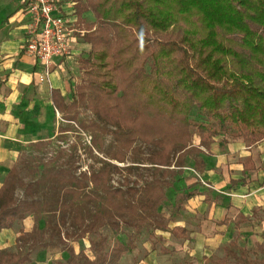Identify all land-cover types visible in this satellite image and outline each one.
<instances>
[{"label":"rangeland","instance_id":"374dc122","mask_svg":"<svg viewBox=\"0 0 264 264\" xmlns=\"http://www.w3.org/2000/svg\"><path fill=\"white\" fill-rule=\"evenodd\" d=\"M17 4L27 27L23 32L12 34L11 39L20 42L24 36L19 43L21 50L31 34L33 20L26 3L17 0ZM76 18L75 43L79 39L86 42L87 25L93 17L84 13ZM72 49L69 56L73 55ZM15 51L9 50L10 53ZM87 53L86 49H81L70 69L66 66L69 56L61 60L66 67L63 73H71L73 88L81 82L80 58ZM40 72L33 71L35 89L49 79L41 80ZM5 76V73L0 74V84L6 82ZM66 100H73V91ZM88 103L80 104L74 113L75 120L70 121L56 110L46 111L40 102L31 115L43 121L40 127L16 130L30 136L19 141L21 145L15 150L14 161H0V186L7 176L4 167H15L14 178L19 182L16 201L30 209L10 230L0 233V249L22 253L27 258L26 264H243L242 250H246L252 260L264 262V202L248 214L241 213L242 208L230 203L228 194L223 192L236 189L242 182L227 186L221 183L224 191L214 196L211 193L215 175L205 176L206 161L211 163L212 170L218 168L210 145L215 141L227 144L242 137L226 131L213 139L202 140L198 124L205 122V117L195 106L191 113L192 125L188 128L190 136L185 140L181 133L174 134L183 139L171 153L170 165L159 168L152 161L161 150L159 141L137 140L130 148L120 146L115 128L100 122ZM174 124L182 128L180 123ZM249 148L251 160L238 159L247 163L253 161L264 171V140ZM104 169H108L110 193L90 179L93 172ZM242 181L248 184L246 179ZM260 185L264 186V182ZM198 186L210 194L205 201L194 198L198 195L194 187ZM154 188L164 193L156 209L140 207L135 215H130L112 206L113 203L151 206ZM115 190H120V194L114 193ZM189 192L195 195L188 198ZM204 202L208 206L202 211L199 207ZM214 203L221 211L213 209ZM239 214L251 219L238 224ZM164 226L186 228L188 238L165 231ZM126 245H130L132 251L119 252Z\"/></svg>","mask_w":264,"mask_h":264},{"label":"trees","instance_id":"16d2710c","mask_svg":"<svg viewBox=\"0 0 264 264\" xmlns=\"http://www.w3.org/2000/svg\"><path fill=\"white\" fill-rule=\"evenodd\" d=\"M75 9L79 18L91 12L94 20L87 25L91 48L80 58L83 76L73 100L50 89L54 107L67 120H75V110L89 101L98 120L115 128L120 146L159 141L161 150L152 157L159 168L170 165L183 139L174 134L190 136L195 106L205 117L198 124L202 140L226 131L242 137L247 147L264 140V0H78ZM254 169L253 161H244V173ZM16 172L12 167L0 186V233L30 209L16 201ZM108 174L100 170L90 179L110 193ZM240 182L231 179L232 185ZM157 189L151 206H112L130 215L140 207L156 209L164 198ZM247 219L239 214L237 223ZM163 230L188 238L186 228ZM242 251L243 264H264ZM26 263L22 253L0 249V264Z\"/></svg>","mask_w":264,"mask_h":264},{"label":"crops","instance_id":"0c3cea01","mask_svg":"<svg viewBox=\"0 0 264 264\" xmlns=\"http://www.w3.org/2000/svg\"><path fill=\"white\" fill-rule=\"evenodd\" d=\"M77 1L72 0L71 2L77 3ZM17 5V0H0V74H6V82L0 84V161L2 159L14 161L16 158L15 150H17L18 145H21V142L30 136V134L23 135L20 132L22 130L30 131L32 127H40L41 123H43L42 120L31 117L32 110L39 106L40 102H43L46 111L51 113L53 109V111L56 110L60 113L54 107L50 98V89L52 87L59 88L65 98L69 95V92L71 94L73 91L70 83L71 73L68 75L63 73L66 69L65 63L61 62L63 57L55 58L52 72L46 82H42L37 89L32 86L33 71L38 73L44 67L32 56L22 53L19 49L21 47L19 43L23 42L24 36L21 37L20 42H15L11 39L12 34L23 32L27 27L26 20L17 10ZM87 13L93 17L90 20L93 21V14L91 12ZM76 42L73 44L75 46L72 49L73 55L66 58V66L69 69L73 68V59L76 58L81 49L89 51L91 48V45L82 39ZM11 49H16V51L10 53L9 50ZM6 67L8 68L6 69ZM35 93L37 96L34 95ZM1 126L5 128L2 130ZM20 128L22 130L18 131L19 133L16 132ZM248 149L250 148L246 147L242 138L227 144L215 141L210 145V150L215 153L214 161L218 163V168L214 167V170H212L211 163L205 160L207 163L205 176L209 178L212 176L211 174L215 175V177L212 176L215 186H213L214 191H212L211 195L215 196L223 192L224 188L222 187L231 183L232 178L236 180L246 179L248 181V184L243 183V181L236 189L223 192L228 194L230 203L242 208L240 212L244 214L250 213L253 207L260 206L264 202V186L260 185L261 182H264V171L258 169L259 166L256 164V169L244 173V162L238 159L239 157L251 156V151ZM11 168L10 166L4 167V171L8 174ZM216 169H218V172H216ZM221 183L224 185L222 186ZM194 189H198V195L194 198L198 201H205L208 195L207 189L199 186L194 187ZM207 206L208 204L204 202L203 206L199 208L204 211ZM221 207L222 209L225 208V206ZM213 209H216L217 212L221 211L220 206L218 204L216 206V203H214ZM212 212L214 211L212 210ZM26 230L28 231L27 228Z\"/></svg>","mask_w":264,"mask_h":264},{"label":"built area","instance_id":"2783aa9c","mask_svg":"<svg viewBox=\"0 0 264 264\" xmlns=\"http://www.w3.org/2000/svg\"><path fill=\"white\" fill-rule=\"evenodd\" d=\"M33 29L26 39V51L44 69L40 79L46 80L52 72L56 57L69 56L75 43L76 3L72 0H23Z\"/></svg>","mask_w":264,"mask_h":264}]
</instances>
